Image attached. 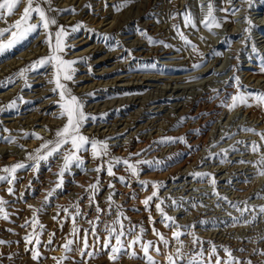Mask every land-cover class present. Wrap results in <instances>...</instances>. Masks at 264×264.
Segmentation results:
<instances>
[{
    "label": "rangeland",
    "instance_id": "1",
    "mask_svg": "<svg viewBox=\"0 0 264 264\" xmlns=\"http://www.w3.org/2000/svg\"><path fill=\"white\" fill-rule=\"evenodd\" d=\"M65 1H70L68 5H73L76 2L74 4L76 9L79 8L81 2V0H53L54 8L60 10L61 5ZM86 1V10L92 9L96 14L99 12V9H104L103 14H100L104 19L114 16H117L118 19L115 25L108 30L109 36L106 39L103 38L105 35L103 34L104 31L97 33L89 29L91 35V45L89 48L97 43V48L91 54H88L91 56L90 61L92 65L88 64V62H78L75 65L77 67L76 71L81 72L79 74L76 73L74 77L73 84L75 87L79 84L77 82L79 77L86 76L89 73H91V79L99 77L109 85L103 89H96L95 92L93 90V93L88 92L90 95L85 94L80 96L85 103L84 111L89 116L95 117V119L88 120L81 129L82 133H85L84 135L92 137L99 134V132L116 128L122 129L127 123H129L132 132L135 131L137 133L141 130V134L146 138H149L150 134H153L158 129H161L160 133L162 135L164 132L162 128H168L172 123L178 124L181 122V125H194L195 122L188 116V113H185L186 115L183 116L180 114V111L196 102H200L201 116L202 118L205 117L207 121L200 128L201 131L200 129L194 130L195 135L193 136V140L191 138V142L186 139L183 140L184 144H182L180 150H176V146L178 145L176 142L159 143L162 138H165L164 136L153 141L152 147L149 150H135L134 153H139L140 155L131 156V163H135L137 160H159L161 163L159 165L140 164L138 179L136 177H128V173L125 171L123 165L116 167L117 176H126L129 179V186L120 183L115 177H108L105 173H100L101 190L95 197L100 207L107 208L108 206L107 197L112 192L108 188V184L111 182L114 184L116 192L114 203L123 206L124 215L130 218L132 224L143 225L145 228L143 238L147 241L157 240V237L153 234L152 224L149 220V216H151L156 221L155 228L170 241L167 247L162 244L160 245V253L150 252L158 264H166V254L174 253L178 245L172 242V230L160 222L161 217L154 206L158 201L154 200L150 202V211L142 203L154 190L151 186L153 183L162 184L164 187L158 189V196L165 201V204L162 206L166 213L176 218L179 225L195 226L194 229H184L191 234L181 237L185 253L193 251L192 240L198 238L205 241L203 248L206 254L207 250L211 247V244L207 243L210 241L220 249L219 255L222 259L227 258L222 248L228 247L233 251L234 256L242 260H251L252 264H264V255L253 254L254 249L264 251V240L261 239L264 237V233L258 238L252 237V229H247V232L240 236L241 223H233V218L239 217L240 213L227 201H218L216 196L211 195L214 191L211 185L212 176L197 179L192 175L194 172L213 174L217 182L215 190L222 196L227 197L228 201L240 203L241 207H244L241 202L246 200L249 201L250 205H255L256 207L264 206V199H262L264 198V186L259 189L260 191L248 193L252 190L251 179L257 172H255L256 168L252 164L238 162L240 160L253 162L258 160L259 155L256 158L248 156L246 149L249 147L247 145L251 144V142L264 144V141L262 142L260 137L256 134L254 135V133H244L245 131L237 123L239 114L233 116L232 120L227 121L229 110L221 106V101L226 100L234 93L242 91L243 94H249L264 91V80L258 82L254 81L253 78L254 75L259 76L261 73H264L261 71L264 64L259 63V60L264 57V22L260 23L264 19V0H251L250 5L244 3V0H233L231 4L227 0H214V15L218 18H223L226 15L220 9H232L234 5L238 11H235L234 15L228 14V22L223 23L221 27H213L211 31L199 24L200 19L207 12L206 4L208 0ZM74 7L68 6L67 8ZM185 9H190L192 16L197 21V29L184 27L182 17L178 13H184ZM65 17L66 15L63 13L57 14L56 18L60 21ZM245 17L251 21V26H249ZM73 21L72 18L66 23L71 24ZM174 24L180 25V30L197 46L196 53H193L190 48L184 46L183 41L176 35L173 27ZM260 27L263 28V31L258 32L257 28ZM245 29H248V31L246 32ZM41 32L34 37H29L28 40L0 57V67L19 58L25 51L34 48L42 40L41 37L43 36ZM87 33V30L82 29L80 31L81 38L87 37ZM148 37H151L157 43L150 44ZM248 37L250 39H246ZM159 41L172 46L165 47ZM253 43L258 50L257 53H253L251 50ZM246 44L248 46H245ZM67 49L69 51L74 50L75 53L82 51L79 50L78 46ZM194 64H201L202 66L194 68ZM152 65H155V68ZM49 68L50 66H46L27 73L29 75L27 85L20 92L18 102H23V104L26 103V105L30 106L27 107L25 105L27 108L18 112L16 117L13 115L9 116V113L3 112L0 115V136L2 135L1 129L4 126L15 122L6 120L18 118V120L25 123V120L33 113L29 111L40 109L41 102L36 103L38 99L45 98L44 102L50 97L51 101L58 96L51 91L52 87L51 83H49L51 78L48 74L42 79L39 78L40 80L37 79L47 73ZM90 68H92L91 71H89ZM248 71L250 73L247 74ZM132 75L133 77L138 76L139 78H143L148 76V78L155 79H151L145 83L138 80H135L134 84L126 83L127 79L132 77ZM118 76L127 77L120 83L112 84V80ZM231 77H239V85L242 88L238 87L235 81L226 84L225 82H228ZM109 81L112 82L109 84ZM77 87L79 89L81 86ZM102 87H105V84ZM225 87L228 91L223 93ZM214 89L219 90V95L213 91ZM45 91L49 92L50 95ZM41 93H43L44 97ZM206 95H210L212 98L208 101L205 98ZM37 97L38 99H36ZM31 99H33L32 102H30ZM43 105L44 107L46 106L45 104ZM54 105H50V108H54L47 117L59 119L57 117L59 116L60 109L57 105ZM240 108L242 109V107ZM41 111L37 112L40 113ZM241 113L242 111H240ZM182 118L184 119L182 120ZM219 121L220 123L218 124ZM258 122L260 124H257L258 127H251L255 128L258 133L264 132V116L259 117ZM34 127L35 131L38 128L40 129L39 126ZM222 128H224L223 131L221 130ZM214 129L215 132L211 135ZM206 133L208 136L211 135L209 139ZM222 133L223 135H221ZM127 136L129 134H126L124 137H114L112 142L120 144ZM256 136L259 138H256ZM221 137L225 138L221 139ZM169 138L175 137L171 136ZM205 138L207 145L205 144ZM237 141L243 143L237 144ZM112 142L110 143V148L116 146L112 145ZM9 145L8 142L0 141V159L3 155L7 156L12 148L18 149H12L13 152L19 151L22 148L19 145L11 147ZM234 145L238 149L235 152L231 151ZM2 146L5 147L3 152H1ZM223 150H228L226 155ZM261 151L264 152V147L261 148ZM23 152L25 151L20 150L19 155H22ZM111 153L115 157L122 159H129L131 154L127 155L124 151L119 156L116 154V150H111ZM27 154H24V158ZM83 155L86 160L85 168H94L97 162L92 161L89 153H83ZM178 155L180 160L175 162L174 158ZM209 157L212 158L209 159ZM23 162L31 163L26 159ZM60 164L61 161L59 159H50L48 162H41L38 172L33 170L18 171L16 174L18 182L14 185L15 196L7 194L6 189L9 185L6 183L0 184V196L11 202L6 209L10 214V219L8 221L0 219V239L11 242L10 244L0 245V253H4L3 256H0V264H56L51 258L65 256V252L60 245L66 239L72 238L70 236L72 225L71 220L63 223L54 220V215L60 211L61 207L70 206L73 202L79 200V207L86 214L87 219H94L97 216L95 209L89 207L87 199L89 194L85 192V188L94 182L97 173L87 170L82 171L73 167L72 171L66 173L64 177L63 188L67 189V187H72L73 185V187H78L77 183L84 180L86 181L85 185H80L78 193H81L80 197L85 198L83 200L76 199V194V196L72 197V194L67 193V197L72 200L69 203L62 202V205L58 207L55 202L61 198L63 200L64 195L60 197V193H58L60 191H57L51 199L52 201L44 207L43 211L37 214L38 224L45 226L40 236L43 245L40 247V252L44 258L39 262L34 261L30 252L25 251L26 247L30 246L25 244L23 237L32 231L30 228L21 227L26 220H30L32 217V211L28 205H32L34 208L41 207L40 204L44 199L41 200L38 206H35L33 201L39 195L34 191L38 190L37 188L40 187V184H42L43 188H46L51 182H55L58 179L55 174L59 171ZM240 164H243L244 167L239 168ZM11 165L13 164L3 165L0 163V168ZM41 180L45 182L42 183ZM29 181H32L31 188L33 190L26 192ZM138 181H147L149 184L142 186ZM36 185H38L37 188ZM49 189L51 188L49 187ZM256 193H260L261 197L257 198L255 196ZM239 194L247 196L242 198L239 197ZM250 197H252L251 200H249ZM257 199L259 200L258 203L254 204ZM172 200L177 201L179 206L172 207ZM193 203L196 204V207H192ZM246 215L250 219L251 214ZM63 217L64 214L61 212L62 220ZM87 219L77 218L78 227L88 229L90 226ZM108 219L106 215L102 216V220L106 221ZM202 221H206L207 223H202ZM257 222L248 224V228L258 225L259 223ZM124 223L127 225L129 221H124ZM8 229L12 231H8ZM53 232L55 233V237L53 238L52 246L49 247L46 242ZM99 234L103 239L105 233L102 225L99 229ZM78 237H83L82 231L78 234ZM89 243L94 244L96 254L94 258L87 259V264H112V261L109 259L110 251L105 250L102 247V243H95L91 236H89ZM241 248L246 249V251H237V249ZM136 251L139 253L140 249L137 248ZM9 255H11V259H8ZM67 255L70 259L63 262V264H84V260L86 259L82 258L76 250ZM117 264H146V261L142 254L137 259L122 255Z\"/></svg>",
    "mask_w": 264,
    "mask_h": 264
},
{
    "label": "snow or ice",
    "instance_id": "2",
    "mask_svg": "<svg viewBox=\"0 0 264 264\" xmlns=\"http://www.w3.org/2000/svg\"><path fill=\"white\" fill-rule=\"evenodd\" d=\"M228 3H233V0H227ZM251 0H244V3L250 5ZM23 6L22 11H20V6ZM204 6V5H200ZM207 12L203 15V18L200 19L199 24L202 25L205 29L209 31L212 30L213 27H221L223 23L228 22V14H235V6L233 5L232 9H220L225 12V16L223 18H218L214 15V0H208L207 4ZM75 8L68 9H55L53 6V0H0V21H3L6 26L0 28V54H3L7 51H11L18 45L22 44L24 41L28 40L29 37H34L40 34L41 30H43V34L46 39L43 41L49 47V54L38 57L37 59L31 61L25 67L18 69L14 76L17 77H25L26 74L37 70L40 68H44L46 66H51L52 74L54 79L50 80L49 83H53L55 87L52 89L54 94H57L59 99L56 102L57 107L60 109L59 116L57 118H64L66 122L57 129L54 130L53 138L45 139L36 135L35 133H29L26 135V138L31 137L35 139L41 140V144L38 148L34 150V152H28L25 159L30 161L31 163L25 162H17L11 166H4L0 168V184L9 185L6 189V192L9 196H15V183L18 182L17 172L21 170H33L38 172L39 166L41 162H48L50 159H59L61 164L59 165V171L55 174L58 179L54 182L55 187L51 190L47 191L44 200L41 203L40 208H34L32 205H28L29 209L32 211V217L30 220H26L22 228H30L28 234L23 237V240L27 246L25 251L30 252L31 257L34 261L39 262L43 259V255L40 252V247L42 245V241L40 236L43 233L44 225L38 224L37 214L40 211H43L44 207L51 202V199L54 197V194L57 191L63 190L64 177L66 173L71 172L73 167L87 171H92L97 173V176L94 179L93 183H90L86 188L85 192L89 195L87 199L89 201V207L94 208L97 216L94 219H87L86 214L79 207V200L72 203V205L67 207H61L60 211L57 212L53 219L57 221L67 222L71 220V232L70 236L72 238L66 239L60 247L63 248L65 252V256L60 258L52 257L56 264H63V262L70 259L67 255L68 253L76 250L82 258H86L84 260V264H87V259H92L95 257L96 250L94 244L89 243V236H91L95 243H102V247L105 250L110 251L109 259L112 261V264H117V261L120 259L122 255H127L130 258L137 259L142 254L143 258L146 261V264H158L157 261L154 260L153 256L150 252L154 251L156 253H160V245L169 246L170 241L164 236V234L160 233L155 228L156 221L149 216L150 223L152 224L153 234L157 237L156 241H147L143 238V234L145 232V228L142 224L134 225L130 222V218L124 215L123 206L116 205L114 203V197L116 195L115 186L113 183L109 182L108 188L112 190L111 194L107 197L108 206L107 208H101L99 202L95 199L96 195L100 192V173H105L108 177H115L120 183L125 186H129V179L126 176H117L115 171L116 167L123 165L125 167V171L128 173V177H136L139 178L140 164H156L159 165L161 162L157 161H141L137 160L135 163L130 162L131 156H139V153L130 154L129 159H122L120 157H115L110 150V145L107 139H99V138H90L82 133L81 129L85 126L86 122L90 119H95V117L89 116L85 111V103L82 97H77L73 94L72 89L68 86L66 82H70L73 80L74 76V68L73 65L78 61L67 60L64 58V54L66 52L67 45L65 44V37L69 33V28H66L63 25H59L56 15L63 14L64 12H68L70 14H75ZM19 12V18L15 21L9 23L8 18L15 15ZM179 16L182 17L183 25L185 28L197 29L198 24L196 19L192 16L190 9H185L184 13H178ZM245 20L251 26V21L245 17ZM80 25L70 26L71 32H76L79 30ZM176 35L179 36V39L183 41L184 46L186 48H190L193 53L197 52V46L192 43V41L188 38L187 35L184 34L180 30V25H173ZM53 29L55 31L53 32ZM146 32V30H144ZM247 32L248 29H245ZM103 38H107L105 34ZM250 39V37L246 38ZM148 41L150 44L157 43L151 37H148ZM159 43L163 44L165 47H171L172 45L166 44L163 41H159ZM245 46H248L247 44ZM179 50V49H177ZM251 50L253 53H257V48L253 43L251 45ZM264 59V57H262ZM201 64H194V68L201 67ZM155 68V65H152ZM261 71L264 72V67L261 68ZM235 81L238 87L239 85V77H231L226 84ZM15 83L13 76L5 78L4 81L0 82V87L7 89ZM214 92L219 95V90L214 89ZM90 95V94H88ZM17 103L16 99L10 101L6 108L11 109ZM221 105L227 108L229 111L234 110L238 106H264V91H257L249 94H243L242 91L234 93L226 100L221 101ZM5 109L0 108V111ZM184 118H182L183 120ZM47 127V126H46ZM245 132H250L258 135L261 141H264V132H257L255 128L245 127L242 128ZM4 131H8L5 129ZM227 136V134H226ZM225 137H221L224 139ZM184 138H162L159 143H175V142H183ZM0 141L3 142H11V137L0 136ZM243 143L241 141H237V144ZM250 147L251 152L258 153L259 159L255 162L253 161H245L240 160L239 163H249L252 164L254 168L257 170V174L264 176V152H261V148L264 147V144H258L256 142H251V144L247 145ZM238 149L234 145L231 148V151L235 152ZM226 155L228 150H223ZM83 153H89L92 161L97 162L96 166L92 169H86V160ZM212 157H209L211 159ZM197 179H204L209 176H212L211 185L214 189L211 195H214L219 200L227 201L232 205L239 213V217L233 218V223L238 224L241 222V218L243 219V223L245 225L256 223L260 218H264V206L259 207L257 210L255 205H250L249 201L241 202L244 207H241L240 203H233L232 201H228V198L222 196L218 191L215 190L216 180L213 174L203 173V172H194L192 173ZM142 186H147L149 182L147 181H138ZM32 181H29L27 191L33 190L31 188ZM152 188L154 189L151 195L147 196L142 203L145 207L150 211V202L157 200L155 203V209L157 213H159L161 217V223L164 224L165 227L172 230V242L178 245L175 249V252L172 254H166V264H252L251 260H242L239 257L233 255V251L228 247H223L222 251L226 254V259H222L219 255L220 249L212 242H207L211 244L210 249L207 250V254L205 249L203 248V244L205 241H202L198 238H194L192 240L193 251L191 253H185L183 251L184 243L181 239L182 236H187L191 234L184 229H194V225H179L176 221V218L168 215L162 205L165 204L163 199H160L158 196V189L164 187V185L159 183H153ZM255 196L257 198L261 197L260 193H256ZM85 197H80V200H83ZM252 197L249 198L251 200ZM26 202V201H25ZM11 202L9 200L4 199L0 196V219L4 221H8L10 219V214L6 210ZM172 207H177L178 202L172 200ZM192 207H196V204L193 203ZM61 212L64 214L63 220L61 218ZM251 214L250 219L247 218L246 214ZM106 215L109 219L102 220V216ZM77 218L87 219L89 224L88 229H81L78 227ZM124 221H129L126 225ZM202 223H207L206 221H202ZM103 226L104 229V237L101 238L99 234V229ZM38 230V231H37ZM8 231H12L8 229ZM83 232V237H78L80 232ZM55 237V233H51L48 241L46 242L47 246L51 247L53 244V238ZM264 240V237L261 238ZM10 241H6L0 239V245L10 244ZM18 243V242H17ZM75 245V249H74ZM199 247L197 248V246ZM139 248L140 252L138 253L136 249ZM91 249V250H90ZM237 251L244 252L246 249H237ZM253 254L264 255V251H259L257 249L253 250ZM4 253H0V256H3ZM11 255L8 256V259H11Z\"/></svg>",
    "mask_w": 264,
    "mask_h": 264
},
{
    "label": "bare ground",
    "instance_id": "3",
    "mask_svg": "<svg viewBox=\"0 0 264 264\" xmlns=\"http://www.w3.org/2000/svg\"><path fill=\"white\" fill-rule=\"evenodd\" d=\"M69 2L68 1H65V3H63L61 5L60 10L68 9L67 8L68 6L74 7V4L76 2L73 1V2H75L73 5H71V4L68 5ZM86 2H87L86 0H81L80 5H79V8L76 9L74 7L76 9L75 14H70L68 12H64V14L66 15V17L63 20H60V21L57 19V21H58V24L59 25H63L66 28H69V33L65 37V41H64L66 45L68 44L67 45V48H69V47L73 48L74 46H78L79 47V50H82L81 52H76L75 53L74 50H72V51L70 50L69 51L66 48V52L64 54V58L67 59V60L78 61V62H85V63L88 62V64H91V61H90V57L91 56L88 55V54H91L92 51L97 48V43H95L91 48H89L90 45H91V41H90L91 40V35L89 33V29H92L93 31H95L97 33H100L102 31H104L103 34H106L107 36H109L108 30L115 25L118 17L117 16H114L112 18L104 19V17L102 15L100 16V14H103L102 12H104V9L103 10H100L99 9V12L95 14L94 13V10H92V9L86 10L87 8L85 9ZM23 6L24 5L22 4L21 5V8H20V11H22ZM53 15H56V17H57V13H53ZM18 18H19V12H17L11 18H8V22L11 23V22L15 21ZM72 18H73L74 21L71 22V24H67L66 22L68 20L72 19ZM261 22H264V19L261 20L260 23ZM75 25H80L79 30L76 31V32H71L70 26H75ZM5 26H6V24L3 21H1L0 22V28H3ZM82 29L87 30V32H88L87 33V37L81 38L80 31ZM105 29H107V30H105ZM257 29H258V32L263 31V28L262 27L257 28ZM54 31H55V29H53V32ZM41 33H42V36H43V37L40 36L42 38V40L39 43H37V45L34 48H32L31 50L25 51L23 54H21V56H19V58H16V59L12 60L10 63H7V65L5 64L4 66L0 67V82L4 81L5 78L9 77L10 75H12L13 76V79L15 80V83L12 86L8 87L7 89H5L3 87H0V108L5 109L3 111H0V115L3 112H7V113L10 114L9 116H12L13 115L14 117H16V114L18 112H20L21 110L26 109L27 107L30 106V105H26V103L23 104V102L22 103L18 102L19 101L18 98L20 96V92L22 90H24L23 88L27 85V81H28L29 75L26 74V78L25 77H17V76H14V73L18 69H20L22 67H25L31 61L37 59L38 57H42V56H45V55H48L49 54V47H48V45L46 43L43 42L46 39L45 35L43 34V30H42ZM263 48H264V46H263ZM8 52L9 51H7L5 53H8ZM5 53L0 54V57L6 55ZM84 55H86V56L84 57ZM259 63L263 65L264 64V59H260L259 60ZM75 65H76V63L73 65V68H74L73 80L70 81V82H66V83L72 89L73 94H75L77 97H80L81 95L88 94V92L93 93L92 92L93 90L95 92L96 89H103V88H106V87L109 86L106 82L102 81L103 80L102 78H99V77L97 78L96 77V78H92L91 79L90 78V74L91 73H89L86 76H80L79 77V80L77 81V82H79V84L76 85V87H75L74 84H73L74 83L73 82L74 81V77H75L76 73H78V74L81 73V72L76 71L77 70V67H75ZM91 69L92 68H90V70L89 69L88 70L91 71ZM52 71L53 70H52V68L50 66L49 71L47 73H45L43 76L38 77L37 79H39V78L42 79V78L45 77V75L48 74L49 77L51 78V80H53L54 77H53ZM248 73H250V71H248L247 74ZM126 77L127 76H118V77H116L113 80L111 79L113 81V82L112 81L111 82H112V84H114V83H120ZM253 78H254V81L260 82V80H264V73H261L259 76L254 75ZM151 79H155V78H151V77L148 78V76H145L143 78H141V77L139 78L138 76L133 77V75H132V77H130V78L127 79V82L126 83H128V84L133 83L134 84V81L135 80H138V81H141V82L145 83L147 81H150ZM111 82L109 81V84ZM104 84H105V87H102ZM77 86H81V87L78 89ZM51 87L53 89L55 87V85L53 83H51ZM226 87L224 88L223 93H225V92L228 91V89H226ZM52 89H51V91H52ZM231 91H233V90H231ZM46 93L49 94V92H46ZM42 94L43 93H41V95ZM42 96L44 97V95H42ZM53 96H54V94H53ZM205 98L208 99V101H209V99H211L212 97L210 95H206ZM13 99H16L17 100L16 105L13 108H11V109H7L6 108L7 104L10 101H12ZM28 99H30V98H28ZM36 99H38V97ZM44 99L45 98H41V99H38L36 101V103H40L41 102V105L39 106L40 109H38V110L37 109H33V110L29 111V112H33V113H31L30 116L25 120V123H23V121H21V120H18V118H13V119L6 120V121H15V122L14 123H9L8 125L4 126L1 129V132H2V135L1 136L11 137V142H8L10 144L9 145L10 147L13 146V145H19V146H22V148H20L19 151H14V152L12 151V149L13 150H18V149L17 148H15V149L12 148L8 152V155L7 156H4L3 155V157L0 159V163H2L3 165L15 164L17 162H23L24 159H25L24 158V154H27L28 152H34V150L39 147V145L41 144L42 141L39 140V139L31 138V137L26 138V135L27 134H29V133H35L36 135H38L40 137H43L45 139H51V138H53L54 130L57 129L58 127H61L66 122V120L64 118H62V119L61 118L54 119L52 117H50V118L47 117V115L50 114L51 110L54 108V107L50 108V105H52V104L57 105L56 102L58 101L59 97L57 96L54 100H51V101H50V97H49V99H46L43 102ZM32 101H33V99L30 100V102H32ZM43 104H45L46 106L44 107ZM25 105L27 107H25ZM199 105H200V102L199 103L196 102L195 104H191L190 106H187V108L185 107L184 109H182L180 111V114H182L183 116L188 113V116L191 119L194 120L193 121V122H195L194 125H181V122L178 123V124L177 123H172L170 125V127L167 126L168 128H165V127L162 128L164 130V132H163L162 135L160 133L161 129L160 130L158 129L154 133L152 132L153 134H150L149 133L150 134V137L149 138H146L145 136H143L141 134V132H140L141 130H139V129H138L139 131L137 133H135V131L132 132V129L129 126V123H127L126 126L123 127L122 129H117L116 128V129H111V130L99 132V134H97L96 136L93 135L90 138H99V139L112 138L113 139L114 137L115 138H119V137L126 136V134H129V136L125 137L124 140L122 141V143H120V144L119 143H116V142H112V139L108 140V143H109L110 146H111V144H110L111 142H112V145H116L114 148H110V150H116V154L119 155V156L124 151L128 155L129 153L133 154L135 150H149L152 147L151 144L153 143V141H156L159 138H162V136H164V137H171L172 136V137H175V138H181V137H183L184 139H186L189 142H191L190 141L191 138L193 140V136L195 135L194 134L195 133L194 130L200 129L205 124V122H207L206 119H205V117L202 118V116H201L200 106ZM201 106H202V104H201ZM240 107H242V109ZM47 108H49V109H47ZM44 110H46V111H44ZM37 111H41L40 113H42V114H40ZM240 111H242L241 114H240ZM92 114H94V113H92ZM236 114H239V119H238V122L237 123L241 126V128L251 127V126H253V127L256 128V127H258L257 124H259V122H258L259 117L264 116V106H262V107H257L255 105H253V106H238V107H236V109H234L232 111H229L228 116H227L228 117V120L227 121H229ZM219 123H220V121L218 122V124ZM25 126H27V127H25ZM34 126H39L40 129L38 128V130L35 131V129H34L35 127ZM154 127L156 128V126H154ZM215 127H218V126H215ZM5 129H7L8 131H4ZM44 129H45V131H44ZM223 129L224 128H222L221 130L223 131ZM147 130H149V129H147ZM200 131H201V129H200ZM211 131H213V130H211ZM219 131H220V129H219ZM214 132H215V129H214V131L212 132L211 135H213ZM218 133H220V132H218ZM244 133H246V132H244ZM83 134H85V133H83ZM221 135H223V133ZM206 136H208L207 133H206ZM210 136H208L207 138L209 139ZM229 137H231V136H229ZM242 137H244V135H242ZM256 138H259V137L256 136ZM230 140H232V139H230ZM206 142H207V140L205 138V144H206ZM176 143H178V145L176 146V148H177L176 150H180V148H182V144H184V143L183 142H176ZM3 150H5V147L4 146L1 147V152H3ZM20 150H24L25 152H23L22 155H19ZM153 150H157V149H153ZM246 150L248 151V156L249 157L256 158L259 155L258 153L251 152L250 147L247 148ZM19 160H21V161H19ZM174 160H175V162H178L180 160L179 155L176 156L174 158ZM243 167H244L243 164H240L239 165V168H243ZM256 171L257 170L255 169V172ZM94 177H92V178H94ZM251 181H252L251 182L252 183V185H251L252 186V188H251L252 190H250V192H248V193H252V191H255V192L256 191H260L259 189H261V187L264 186V176H261V175L257 174V172H256V174H254V176L251 179ZM43 182H45V181H42V183ZM85 182L86 181L82 180L80 183H77V186L78 187H76V186L73 187L74 186L73 185L72 187H67V189H64L63 188V190L60 191V192H58V193H60L59 194L60 197L62 195H64L63 196L64 198H63V200H61L62 198L61 199H58L57 198L58 200H56L55 204L58 205V207H59V206L62 205V202L69 203L72 199L71 198L69 199V197H67V195H68L67 193L72 194L71 195L72 197H74V196L77 195V198L76 199H79V197L81 195L80 192L78 193V191L80 190L79 187L82 184L85 185ZM37 186L38 185H36V188H37ZM49 187L51 189L55 187L54 181L51 182V184H49V186L46 187V188H43L42 187V184H40V187L37 188L38 190L37 191H34V192L38 193V195H39L33 201V203H34L35 206L36 205L38 206V204L41 203V200L44 199L47 191L51 190V189H49ZM246 196L247 195H240L239 194V197H242V198L243 197L245 198ZM262 199H264V198H262ZM258 201L259 200L257 199L254 202V204H257ZM256 208H257V210L259 209V207H256ZM243 219L244 218H242L241 219V222H240L241 223V225H240L241 226V230L239 232V235L240 236L244 235L247 232V229H252L251 230L252 237H257L258 238L259 236H261L264 233V218H261V220L259 219V221L257 222V223H259L258 225L254 226V227L251 226L250 228H248V224L245 225L242 222Z\"/></svg>",
    "mask_w": 264,
    "mask_h": 264
}]
</instances>
